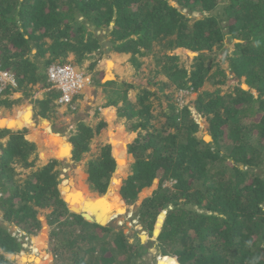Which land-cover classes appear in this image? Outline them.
Masks as SVG:
<instances>
[{
	"label": "trees",
	"instance_id": "obj_1",
	"mask_svg": "<svg viewBox=\"0 0 264 264\" xmlns=\"http://www.w3.org/2000/svg\"><path fill=\"white\" fill-rule=\"evenodd\" d=\"M193 14L201 16L190 24L188 15ZM102 32L111 37L107 46ZM226 41L235 43L231 52L225 50ZM161 42L166 50L184 48L200 55L190 72L179 67L176 56H166V80L150 81L160 91L140 88L137 104L128 95L135 89L130 83L99 82L114 89L105 104L113 108L105 110L125 117L127 129L138 135L130 143L134 135L110 131L115 158L110 146L102 147L87 170L93 193L84 183L85 175L81 183L100 200L94 193L106 194L121 156L125 170V147L130 143L129 154L135 159L132 174L120 194V182L114 180L107 198L122 208L125 203L132 206L144 189L160 180L135 214L152 235L158 216L167 211L158 238L159 252L166 258L152 264H264V0H0V69L13 72L17 85L7 88L3 99L0 94V107L18 102L9 100L10 94L26 95L37 85L48 88L50 65H85L90 74L105 53H122L130 54L139 68L138 58L149 56ZM222 50L227 69L210 56ZM106 66L112 69L114 63ZM230 74L245 77L250 90L238 87L223 96L215 90L196 101L197 112L210 125L211 141L197 137L199 127L191 111L180 109L177 99L169 107L161 103L163 109L155 113L152 100L165 103L160 94L166 95L167 89L194 93L205 82L224 84ZM46 95L38 104L44 117L52 104L58 105L60 92ZM106 126L100 122L96 133ZM6 136L8 140L0 142V206L5 222L21 230L23 237L34 236L41 229L39 212L50 211L47 221L56 264H139L146 249L142 244L148 245L145 235L142 244L130 238L131 244L122 231L72 213L60 192L62 162L44 164L53 155H41V166L37 146L26 140L24 132L0 130V138ZM93 137V130L79 125L69 141L73 160L89 150ZM39 138L35 133L31 139ZM29 169L28 177L18 183ZM85 214L89 221L94 218ZM163 218L164 213L156 236ZM23 250L14 233L0 226V264H17L10 257Z\"/></svg>",
	"mask_w": 264,
	"mask_h": 264
},
{
	"label": "rangeland",
	"instance_id": "obj_2",
	"mask_svg": "<svg viewBox=\"0 0 264 264\" xmlns=\"http://www.w3.org/2000/svg\"><path fill=\"white\" fill-rule=\"evenodd\" d=\"M187 14V11H184ZM191 19L190 24H192V20L195 18H200L199 14H193L188 15ZM101 36L104 37V44L105 46L109 45L110 42V35L107 33L102 32ZM234 42L226 41L225 50L227 49L228 52H231L234 48ZM165 42H161L157 45H155V48L153 52L146 57H140L138 58V61L142 64L139 68L135 67V63L132 62V56L130 54H122V53H105L101 60L98 62L94 72L87 71L85 65L79 66V65H73V67L76 68L79 72H84L86 76L91 77V83L87 87H85L81 93H79L74 99H72V103L69 105L64 106H54L52 104L51 112L47 117H44L40 114V106L38 105L39 102L43 101L42 94L39 95V92L43 89H38L39 86H35L33 89H31L26 95H24L21 92H18L17 94H10L9 100H18L16 104L8 107L1 106L0 107V119H2L0 123V130L3 129H9L13 132H24L26 140L35 143L37 146V155L39 158V165L42 166V158L41 155H49L52 154L53 157L50 158L48 161L44 162V164H47L51 160H57L62 162V165L60 166V169L62 171L61 178V184L60 188H64V191L61 192V196L64 199V196L66 195L67 191L66 189H71L70 194L75 192L74 187L77 185V181L79 182L78 186V192L77 196L75 197V200L78 202L84 201V199H90L92 203L100 204L103 200H98L96 197L91 194L93 193L90 190L89 183H88V167L89 163L94 160L98 155L100 154L101 148L104 146H110L111 152L113 157L114 156V149L111 144L109 133L110 131H113L115 133L120 132L121 134L125 133L126 136L128 134L130 137L133 135V139L130 143L133 142L134 138L138 135V132H131L129 129H127V119L125 117H119L117 114V111L115 113V117L112 115L111 111L105 110L106 108H113V107H106L105 104L107 102V97L109 94H112L114 92L113 88H105L99 86V82H107L110 80L118 81L119 83H130L135 87V89H131L128 93L129 97L134 101V103L138 101L139 97V89L140 88H150L152 90L158 89L157 87H153L150 85V81L156 79H165L166 75L163 68L164 58L166 56H176L178 58V65L180 68L186 69V71H191L192 65L195 62V59L200 55L199 53H196L197 55L194 56V52L189 51L187 49L177 48L173 50H166L165 49ZM217 51L216 53H207L210 54V56H213L215 61L213 60V63L220 64L227 69L228 68V61L226 60V51ZM36 62L38 64L42 63V59L38 60L36 59ZM108 62V63H107ZM112 62L114 63V67L112 69H108L106 65H111ZM159 63V64H158ZM156 70L161 72V75L155 74ZM98 72V73H96ZM10 74H13V72L9 71ZM15 77V75H14ZM106 78H110L109 80H106ZM16 79V78H15ZM98 83H97V81ZM11 87L12 89H17V86H12L11 84H7L6 86L2 87L0 85V94L1 99L5 97V92H7V88ZM241 87L245 90L249 89V87L246 84V78L238 79L232 76H228L226 82L222 85L214 86L210 82H205L203 87L198 92H190L188 90H181L177 91L175 88H170L169 90H166V95L160 94L162 97L161 100H164V102L158 101V100H152L153 101V108L155 113L161 112L163 107H166V105L169 107L173 100L177 99V105L180 107V109L187 107L191 111V119L195 122V124L199 127V132L197 133V137L205 140V141H211L210 138V125L207 121L206 117H203V115L199 114L197 112L196 108V101L199 95H202V93H212L215 90H219L220 95H226L230 94L234 91V89ZM246 87V88H245ZM45 90V89H44ZM159 90V89H158ZM160 91V90H159ZM188 92L187 94H184L181 98V94ZM255 96H257V92L255 90L252 91ZM215 93V92H214ZM168 95L171 99L166 101V98ZM180 95V96H179ZM181 98V100H180ZM161 103L163 104V107L161 108ZM160 105V106H159ZM120 106V105H119ZM108 113V114H107ZM16 115L15 117H11ZM106 115V116H105ZM108 116H111V118H106ZM7 119H3V118ZM251 118L248 122H250ZM106 122L107 126L103 128L99 133H96L97 128L99 126L100 122ZM161 121H165L164 118H161ZM45 122H48L45 123ZM84 125L88 127L89 129L93 130L94 137L92 138L89 150L84 152L81 155V158L78 160H73V152L71 153L70 145L68 144V140L70 141V138L74 136L78 132L79 125ZM18 127L17 130L7 128V127ZM27 125H31L33 127V132H30V130L26 127ZM32 133V134H31ZM38 133L41 135L42 138H39L38 141H32L33 134ZM42 134H46L47 137H43ZM9 136H6L5 138L1 139L0 142H6L8 140ZM208 141V142H209ZM127 143L126 147L123 145L126 149V156H127V166L124 169V163H125V157L121 156L119 158L120 167L117 168L116 171L113 173L110 185L108 187V190L106 192V195H109L110 187L112 189L115 188L116 181H119L120 185L118 186V193L120 194V189L123 185V183L128 179V177L132 174V165L135 161L134 157L129 154V144ZM1 154V151H0ZM72 154V155H71ZM71 156V157H70ZM58 157V158H57ZM65 160H61L64 159ZM119 168V169H118ZM24 174L20 176V180L18 183H22L30 174L31 170H24ZM262 173V171H259ZM85 175L84 183L87 186L88 190L91 192H88L86 187L82 185L81 183V176ZM160 180L156 179L153 185L150 188L144 189L138 196V201L132 205L129 206L125 203V211L123 213H117V215H112V213L109 214V221L105 225V227H114L118 231H122L129 239L133 238L134 241L142 244V235H145L147 237L148 245H145L146 243H143L142 245L146 248L144 249V254L142 258L138 261L139 264H152L153 262L161 263L160 261H165L164 256L161 255L158 249V238L159 235L162 232L163 225L165 223V219L167 217V211L162 212L164 213L163 221L160 225V229L158 231V235L156 236V228L157 223L160 220L161 214L158 216L157 223L155 225L154 231L151 234L144 229L140 223L136 220L135 214L137 213V210L143 203L145 199L150 197L154 191L158 189ZM167 187L172 186L171 183H168L166 185ZM61 188V189H62ZM150 191L149 193L145 194V191ZM65 193V194H64ZM100 196L97 193H94ZM2 197V193L0 192V198ZM67 197V196H66ZM122 198V197H121ZM107 201L105 202V206L110 209H115L117 205H119L112 197L106 198ZM103 204V203H102ZM75 206V205H72ZM100 207V206H97ZM84 212V211H81ZM50 213V211H43L41 210L39 212V219L41 220V229L38 231V233L34 236L29 237H23L24 233L19 230L18 228L14 227L13 225L8 224L4 221L3 214L4 211L0 206V226H2L5 229H8L9 231L13 232L14 235L18 238L20 242L23 243L24 251H22L20 254L11 256L10 258L15 261L17 264H27L30 262L31 264H56V256L52 252V241L50 237V233L52 231V227L48 225L47 221V215ZM107 216L106 213L99 216L100 219H104L105 221L108 219H105ZM103 220V221H104ZM127 225V227H126ZM22 237V238H20ZM29 240H28V239ZM44 239V242L41 240ZM36 245V246H35ZM35 246V247H34ZM34 253V255H32ZM47 255H46V254ZM22 258H25L27 261H22ZM35 259V261L33 260ZM31 260V261H29ZM33 260V261H32Z\"/></svg>",
	"mask_w": 264,
	"mask_h": 264
},
{
	"label": "built area",
	"instance_id": "obj_3",
	"mask_svg": "<svg viewBox=\"0 0 264 264\" xmlns=\"http://www.w3.org/2000/svg\"><path fill=\"white\" fill-rule=\"evenodd\" d=\"M46 75L48 88H45V90L46 92H60V97L57 101L59 106L69 105L72 103V99H74L85 87L91 83L90 76H86L84 72H79L71 64L50 65L46 70ZM7 84L15 86L16 79L13 74L9 73V71H3L0 69V85L4 87ZM187 93L188 92L182 93L181 98Z\"/></svg>",
	"mask_w": 264,
	"mask_h": 264
},
{
	"label": "bare ground",
	"instance_id": "obj_4",
	"mask_svg": "<svg viewBox=\"0 0 264 264\" xmlns=\"http://www.w3.org/2000/svg\"><path fill=\"white\" fill-rule=\"evenodd\" d=\"M2 119H0V123L2 122L1 121ZM5 120V119H4ZM48 124V122H45ZM209 141V140H208ZM78 186H79V182L77 181V185L74 187L75 189V192L70 194L71 192V189H66L67 193L65 196H67L69 202H70V205H75V206H72L75 210H79L78 212L80 213L81 211H84L85 213H88L89 215L91 216H95V219H97V221H103L104 219H100L99 216L103 215L104 213L107 214V216L105 217V219L108 218L109 214L112 213V215H117V213H123V211H125L124 208H122L120 205H117V207H115L116 210L114 209H110L108 207H106L104 204L105 202L107 201V199H104L102 201V203L100 204H97V203H92L90 199H84L83 202H81L80 204V201H76L75 200V197L77 196V192H78ZM65 194V193H64ZM97 206H100V207H97ZM111 215V214H110ZM105 221V220H104ZM135 242V241H134ZM134 242H132V240L129 239V243L133 244ZM36 246V245H35ZM34 246V247H35ZM46 254V253H45ZM34 255V253L32 254ZM47 255V254H46Z\"/></svg>",
	"mask_w": 264,
	"mask_h": 264
},
{
	"label": "water",
	"instance_id": "obj_5",
	"mask_svg": "<svg viewBox=\"0 0 264 264\" xmlns=\"http://www.w3.org/2000/svg\"><path fill=\"white\" fill-rule=\"evenodd\" d=\"M246 88V87H245ZM68 144L70 145V148L72 147V151H71V153L73 152V150H74V147H73V145L68 141ZM72 155V154H71ZM71 157V156H70ZM66 158H64V159H61V160H65ZM155 182V181H154ZM62 188V187H61ZM60 188V191L62 190V191H64L63 189L64 188H62L61 189ZM107 198V195L105 194V195H103L101 198L99 197V199L100 200H102V199H106ZM64 201L67 203V205H68V207H69V209H70V211L72 212V213H75V214H77V215H81L86 221H88V222H93V223H98V224H100V225H102V226H105L107 223H108V221H109V216H108V219L106 220V221H97V219H95V216H94V218H92L91 217V221H89V220H87L86 219V214H85V212H78L77 210H75L71 205H70V202H69V200H68V198L66 197V196H64ZM124 207H125V205H124ZM33 260L35 261V259L33 258ZM32 260V261H33ZM29 261H31V260H29ZM28 263H30V262H28Z\"/></svg>",
	"mask_w": 264,
	"mask_h": 264
},
{
	"label": "crops",
	"instance_id": "obj_6",
	"mask_svg": "<svg viewBox=\"0 0 264 264\" xmlns=\"http://www.w3.org/2000/svg\"><path fill=\"white\" fill-rule=\"evenodd\" d=\"M107 63H108V62H107ZM41 94H42V96L44 97L43 100H45V99L47 98V95H46L47 92H46V90H44V89L41 90V91L39 92V95H41ZM107 114H108V113H107ZM15 116H16V115L14 114V116H11V117H15ZM105 116H106V115H105ZM7 118H9V117L3 118V119H7ZM106 118H111V116H108V117H106ZM6 121H8V119H7ZM27 126H30V127L32 128L31 131L33 130V127H32L31 125H27ZM27 126H26V127H27ZM13 127H16V126L13 125ZM8 128H10V127H8ZM16 128H18V127H16ZM24 128H25V127H24ZM26 129H27V128H26ZM31 131H30V132H31ZM31 134H32V133H31ZM68 141H69V140H68Z\"/></svg>",
	"mask_w": 264,
	"mask_h": 264
},
{
	"label": "clouds",
	"instance_id": "obj_7",
	"mask_svg": "<svg viewBox=\"0 0 264 264\" xmlns=\"http://www.w3.org/2000/svg\"><path fill=\"white\" fill-rule=\"evenodd\" d=\"M246 90H248V89H246ZM101 196V195H100ZM24 251V250H23Z\"/></svg>",
	"mask_w": 264,
	"mask_h": 264
}]
</instances>
